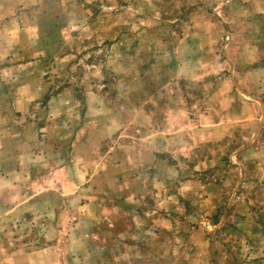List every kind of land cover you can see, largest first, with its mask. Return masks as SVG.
<instances>
[{
	"label": "rangeland",
	"instance_id": "obj_1",
	"mask_svg": "<svg viewBox=\"0 0 264 264\" xmlns=\"http://www.w3.org/2000/svg\"><path fill=\"white\" fill-rule=\"evenodd\" d=\"M254 35L264 42V0H0V264L47 246L56 264H264V82L251 108L238 83L260 63L248 64ZM97 93L110 110L96 102L88 116L108 114L110 130L139 137L137 113L162 107L148 129L172 131L206 108L232 134L194 149L207 156L197 170L170 147L177 175L156 198L83 210L87 185L64 190L55 171L95 123L85 102ZM150 94L159 105L140 103ZM119 143L104 139L99 160L116 161Z\"/></svg>",
	"mask_w": 264,
	"mask_h": 264
},
{
	"label": "crops",
	"instance_id": "obj_2",
	"mask_svg": "<svg viewBox=\"0 0 264 264\" xmlns=\"http://www.w3.org/2000/svg\"><path fill=\"white\" fill-rule=\"evenodd\" d=\"M252 37L253 38L251 39L249 36L245 37L252 41V50L250 51L252 56H250L251 61L248 64L260 63L259 65L256 64L251 72L246 71L247 74L251 75L250 80L243 79L238 82L241 89L248 94V98H255L251 99L250 102H243V108L245 106L251 108L254 105L253 103L256 104L258 102L256 101V96L250 94V91H253L252 89L258 85L254 83L256 74L259 73L260 80L264 82V49L262 48L264 42H261V35V38L259 39H257V35ZM103 95L104 94L97 93L94 96H90L91 98L88 97L86 99L85 104L88 108L86 116L89 118V121L95 123L92 128L86 129L82 134H76L75 140L71 144L70 159H60V167L55 171V173L60 172L64 175V177H61L60 179V183H62L64 190H68L71 187H79V185H87L94 200L85 203V205H83L84 209L81 208L83 210L94 203L102 202L100 208L98 207V209L95 210V213L97 212V214H101L104 210H107L106 202H109V200H115V202H117L122 199L127 201L128 198L138 199L139 196H142L145 190L156 198V196L165 193V190H162L161 187L164 188L168 177H175V175H177V172L174 174L173 171L178 164L175 165L174 163V165H170L167 161V156L165 155L169 152L170 147H176L174 154L171 155L173 160L178 161L179 158L186 154L190 157L193 155V167L197 170L198 166L201 167V165H205L207 162V156H198V152L194 151V149L210 141L220 140L224 136H230L232 134L229 129L227 130V128H223L224 121L219 119V122L214 124V122L217 121L212 119V115H210L209 112L210 110L208 111L206 108L203 111L186 115L185 117L187 118V121L184 120L185 124L181 125L179 122H176L177 127L172 131H162L161 127H158V130L153 129L152 131L148 129L151 123L154 121H161L163 116L170 113L165 112L162 107H159V109L150 107L147 111L146 109H142L137 113L142 121L140 126L143 128L139 137H135L134 134V131L135 133L138 132L134 129L136 127L123 128L120 132H118L119 129L110 130L108 124L101 125L100 122L105 120L108 114H100V119H93L91 116H88L90 105H96V102V107H100L101 109L106 107L110 110L109 100H103ZM150 96L151 94L146 95L140 103L143 105H148L147 103H153V105L155 103L156 105H159L158 99H154ZM193 107L196 106L193 105ZM172 111L175 115H182L181 109L179 108H175ZM131 116L132 120L137 119L136 115L131 114ZM178 116H173L174 120L177 119ZM239 118L240 117L238 116L237 121H239ZM247 119L258 120L259 118L258 116L254 118L253 116L252 118L243 117V121ZM112 135H115L116 141L121 143L118 145L120 147L119 151H115L116 161H112V163L108 160H104V162L102 160L100 161L98 157L99 145L102 144L104 139L111 137ZM184 139H186V141ZM124 143L128 145L123 147L122 144ZM182 143H184L185 146H182ZM186 146L192 148V151L186 152L185 150H181ZM64 161H66V163ZM97 162H100L102 167H99ZM3 165L4 159H2V166ZM19 168L20 167L14 163V166L12 167L14 170L8 174L9 178L12 175L14 179L12 181L13 185L14 182L17 181L14 177ZM172 177L168 180L174 179ZM0 179L5 181V175L0 176ZM189 182H191V180H187L186 183ZM191 183L192 187H202L201 182L198 180L192 179ZM154 189H157V191H154ZM163 196V201H166V199L173 200L176 198V193L174 191L171 193L170 189L167 190V195L164 194ZM83 214L86 215L88 213L83 211ZM52 248L54 247H40L31 252L16 250L13 254V263L11 261L10 264H53V262L56 264V261H54L53 258L48 257ZM21 254L24 256L20 257ZM76 260L79 261V258L77 257Z\"/></svg>",
	"mask_w": 264,
	"mask_h": 264
}]
</instances>
